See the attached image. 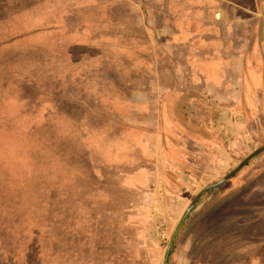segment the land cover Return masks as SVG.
<instances>
[{
    "label": "rangeland",
    "instance_id": "374dc122",
    "mask_svg": "<svg viewBox=\"0 0 264 264\" xmlns=\"http://www.w3.org/2000/svg\"><path fill=\"white\" fill-rule=\"evenodd\" d=\"M109 2L0 0V264H150L163 260L177 221L172 226L163 219L149 221L146 240L123 225L127 236L119 237L104 202H115L121 195L117 199V191L95 188L93 161L99 154L111 155L113 140L100 135L108 132L106 126L91 122L80 105H93L90 111L97 117L107 116L105 112L120 117L114 108L117 94L114 88L108 89L113 84L107 81L111 78L114 85H120L131 81L133 67L141 74L152 66L148 61L144 68L138 66L144 38L137 35L138 29H125L124 22V28L121 22H111L106 12ZM115 16L119 19V12ZM122 68V74L113 72ZM141 83L142 78L137 81ZM104 105L109 108L105 110ZM257 121L249 141L225 151L222 172L201 175L207 180L198 179L202 188L192 190V199L264 146V115ZM105 173L107 183L123 179L115 171ZM263 178L264 151L211 196L224 192L230 196L248 188L263 191ZM253 180L259 182L250 189ZM261 200L255 203L261 206L254 208L264 207ZM255 229L263 232L264 220ZM202 232L199 215L186 220L169 256L173 252L172 257H178L180 252V261L184 248L190 247V256L198 264L233 260L264 264L261 248L250 256H235L233 250L239 244L230 243L235 239L230 230L212 243L198 244L204 238ZM254 240L256 246L264 245V236ZM142 244L144 249L139 248Z\"/></svg>",
    "mask_w": 264,
    "mask_h": 264
},
{
    "label": "crops",
    "instance_id": "0c3cea01",
    "mask_svg": "<svg viewBox=\"0 0 264 264\" xmlns=\"http://www.w3.org/2000/svg\"><path fill=\"white\" fill-rule=\"evenodd\" d=\"M109 1L111 22H124L125 29H138L137 35L144 38L138 66L144 68L146 61L152 66L141 74L133 67L131 81L120 85L107 81L117 94L114 108L120 117L106 112L97 117L90 111L93 105L78 104L91 122L106 126L108 132L100 135L113 140L111 155L99 154L93 161L95 188L115 190L117 199L121 195L115 202H104L107 217L116 221L117 236H127L122 231L126 225L146 240L149 221L178 223L192 201V190L202 188L198 179L222 172L225 151L249 141L264 115V0ZM120 70L113 72H125ZM141 78L144 84H137ZM114 171L123 179L107 183L104 173ZM258 182L253 180L250 189ZM215 188L198 200L186 219L200 217L204 238L196 243H212L230 230L235 233L230 243L239 244L235 256L253 255L257 248L264 251L254 240L264 236V230L255 229L264 220V207L254 208L261 206L255 203L264 200V190L211 196ZM245 236L251 240L245 241ZM172 253L168 264H198L190 247L184 248L180 261V252L178 257ZM159 263L163 260L150 264Z\"/></svg>",
    "mask_w": 264,
    "mask_h": 264
},
{
    "label": "water",
    "instance_id": "95a60500",
    "mask_svg": "<svg viewBox=\"0 0 264 264\" xmlns=\"http://www.w3.org/2000/svg\"><path fill=\"white\" fill-rule=\"evenodd\" d=\"M263 151H264V146H262L261 148H258L252 154H250L247 158H245L239 164V166H237L232 172H230L229 174H227L226 176H224L220 180L209 184L208 186H206L205 188H203L201 191L198 192V194L192 199L191 203L186 208L185 212L183 213L182 217L178 221V223H177V225H176V227L172 233V236H171V238L167 244L166 250H165V254H164V258H163V264H168V257L170 255V251H171V248H172L173 243L175 241V238H176L177 234L179 233L181 227L183 226L184 222L186 221L187 217L189 216L190 212L193 210L195 204L198 202V200L204 194H206L209 190H211V189L225 183L229 179H231L237 172H239L249 162V160H251L256 155L262 153Z\"/></svg>",
    "mask_w": 264,
    "mask_h": 264
}]
</instances>
